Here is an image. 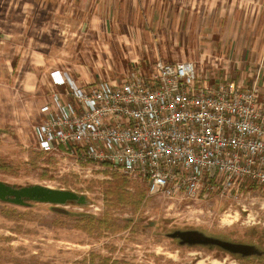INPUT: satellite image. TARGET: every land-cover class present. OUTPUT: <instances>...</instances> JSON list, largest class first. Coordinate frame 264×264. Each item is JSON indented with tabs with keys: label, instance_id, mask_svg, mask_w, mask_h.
<instances>
[{
	"label": "rangeland",
	"instance_id": "obj_1",
	"mask_svg": "<svg viewBox=\"0 0 264 264\" xmlns=\"http://www.w3.org/2000/svg\"><path fill=\"white\" fill-rule=\"evenodd\" d=\"M79 2L0 0V163L5 166L0 182L71 190L88 200L67 204L65 213L49 203L0 200V264H264V256L243 260L219 247L181 245L168 235L199 230L264 251L262 194L242 201L256 218L248 224L239 204L217 195L175 202L147 197L143 183L108 166L85 164L67 172L68 161L36 149L41 107L52 92L65 95L53 84L52 71L70 70L82 83H92L95 73L121 78L114 75L121 68L93 65L91 56L99 52L87 34L81 35L90 16L80 11ZM121 179L126 181L123 200L112 193ZM230 218L237 221L227 223Z\"/></svg>",
	"mask_w": 264,
	"mask_h": 264
},
{
	"label": "built area",
	"instance_id": "obj_2",
	"mask_svg": "<svg viewBox=\"0 0 264 264\" xmlns=\"http://www.w3.org/2000/svg\"><path fill=\"white\" fill-rule=\"evenodd\" d=\"M49 75L67 92H52L41 107L35 144L68 161L65 171L105 165L143 183L147 197L171 202L217 195L240 205L243 222H255L242 201L264 196V101L256 83L225 78L214 86L194 62L162 59L118 81L82 83L70 70Z\"/></svg>",
	"mask_w": 264,
	"mask_h": 264
},
{
	"label": "crops",
	"instance_id": "obj_3",
	"mask_svg": "<svg viewBox=\"0 0 264 264\" xmlns=\"http://www.w3.org/2000/svg\"><path fill=\"white\" fill-rule=\"evenodd\" d=\"M74 1L90 16L81 35L99 52L94 66L121 68L122 77L156 59L192 60L208 83L254 82L264 101V0Z\"/></svg>",
	"mask_w": 264,
	"mask_h": 264
},
{
	"label": "water",
	"instance_id": "obj_4",
	"mask_svg": "<svg viewBox=\"0 0 264 264\" xmlns=\"http://www.w3.org/2000/svg\"><path fill=\"white\" fill-rule=\"evenodd\" d=\"M0 200L17 205H25L28 201L49 203L53 205L52 209L54 211L62 213L67 211L64 206L69 203L77 205L88 203L86 195L76 194L71 190L54 189L37 184L16 188L4 182H0ZM168 235L171 238L178 239L181 245L219 247L230 254L239 255L243 259L264 254V251L254 244L229 242V240L206 235L199 230H174Z\"/></svg>",
	"mask_w": 264,
	"mask_h": 264
},
{
	"label": "trees",
	"instance_id": "obj_5",
	"mask_svg": "<svg viewBox=\"0 0 264 264\" xmlns=\"http://www.w3.org/2000/svg\"><path fill=\"white\" fill-rule=\"evenodd\" d=\"M5 166H2V164L0 163V168H3ZM126 185V181L121 179L119 181H117L116 183H114L113 187H112V193H114V195L116 196V198H119V200H123L126 198V194L127 192H125L123 189H124V186ZM111 192H108V194H110ZM75 204V203H73ZM237 257H239V259H243L242 257H240L239 255H236ZM262 256H251V257H245L244 259H248V258H255L257 259V261H259L262 257ZM243 259V260H244Z\"/></svg>",
	"mask_w": 264,
	"mask_h": 264
},
{
	"label": "flooded vegetation",
	"instance_id": "obj_6",
	"mask_svg": "<svg viewBox=\"0 0 264 264\" xmlns=\"http://www.w3.org/2000/svg\"><path fill=\"white\" fill-rule=\"evenodd\" d=\"M178 241V239H176Z\"/></svg>",
	"mask_w": 264,
	"mask_h": 264
}]
</instances>
